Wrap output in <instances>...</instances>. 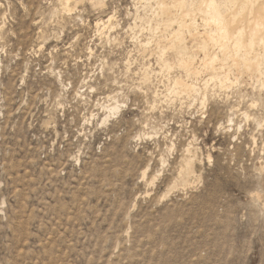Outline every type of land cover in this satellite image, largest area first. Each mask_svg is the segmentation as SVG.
Wrapping results in <instances>:
<instances>
[{
	"label": "rangeland",
	"instance_id": "rangeland-1",
	"mask_svg": "<svg viewBox=\"0 0 264 264\" xmlns=\"http://www.w3.org/2000/svg\"><path fill=\"white\" fill-rule=\"evenodd\" d=\"M99 1L0 0V264H264V72L221 88L183 27L187 79L170 47L185 15Z\"/></svg>",
	"mask_w": 264,
	"mask_h": 264
},
{
	"label": "bare ground",
	"instance_id": "bare-ground-1",
	"mask_svg": "<svg viewBox=\"0 0 264 264\" xmlns=\"http://www.w3.org/2000/svg\"><path fill=\"white\" fill-rule=\"evenodd\" d=\"M154 1L155 0H153V3H154ZM156 1H157L158 7L156 9L157 12L154 11L156 13L153 14V15H155V17H158V18L160 17L159 19H161L162 22L164 20V23L168 22L167 23L168 26H170V25L174 26L173 24H169L172 22L177 23L178 25L180 23V26H179L180 28H178L179 31L177 33H173L171 31V34L173 33L174 37L172 36L173 39L170 41L171 46L170 45H168V46H170L171 48H178L180 46V42H182L181 37L186 36L187 34L190 36V41H192V43L193 42H197V43L200 42L201 43L200 45L203 46L202 47V49L204 50L203 54H205L204 59L202 60V64H203L202 67L203 68L201 67L202 68L201 70L211 72L210 74H211V81L212 82L214 81L215 83L219 84L222 88V86H225L226 82L230 79L229 78L230 75H233V77H235V78H239L240 75L246 74V76L248 78H251V79L257 78L260 75L263 76V72H264V70H263V68H264V0H156ZM156 1H155V3H156ZM73 3H74L73 0H63V2H62L63 12H67V13L71 12L72 6L74 5ZM101 4H102V0L99 1L98 3H94L95 6L101 5ZM77 5H75V6L77 7ZM194 7H197V10L203 14L202 16H204L203 17L204 20L206 21V23H208L205 26L206 29H203V33L199 32L200 30L198 31L197 30L198 28H196V30L193 29L194 23L190 22L187 25L186 20L193 19V17H194L193 16L191 18H188L191 16V13L195 12V11H193ZM233 7H235L234 9L237 10V12L232 11L233 13H231L232 15L230 17L228 15V13H230L229 8H233ZM236 7H238V8H236ZM148 8H150V7H148ZM191 8H192V10H191ZM180 9L185 10V11L183 13H180V15H174V11L175 10L180 11ZM195 13H197V12H195ZM181 15H185L187 17V19H185V17H183L182 21H181V19H180V22L178 21L179 23L175 22V20L178 19L179 16H181ZM236 15L237 16H243L244 18L245 17L250 18L248 16L254 15V17H253L254 23L252 24L253 21H251V24L249 25V21H247L248 27H245L244 25L243 26L241 25L242 26L241 27L240 23L238 21L239 18H237ZM177 16H178V18H177ZM165 19L167 20L166 22H165ZM112 21H113V15L109 16L107 18L106 23L111 24ZM101 22H103V21H99V24H97V26H100ZM104 22H105V20H104ZM157 22L159 23V21H157ZM162 22H160V23H162ZM194 22H196V20ZM238 23H239V25H238ZM103 24H105V23H103ZM164 25H166V24H164ZM196 26H194V28ZM183 27L187 28L188 33L186 35H183L184 33L182 34V32H181ZM168 28H167V30H168ZM170 30H168V31L170 32ZM184 30L185 29H183V31ZM163 34L165 35L166 33H163ZM166 37H167V35H166ZM164 39H166V38H164ZM168 39H171V38L169 37V38H167V40ZM159 40H161V39H159ZM183 41H185V40H183ZM161 42H163V41L161 40V41H158V43H157V45H159V48L161 47L160 45L165 46V45L161 44ZM149 44H150V42H149ZM185 44H186V42H185ZM209 44H212V46H214V48L217 47L219 50V53H221V56L223 57L222 61L224 62V64L222 63L223 67H224V69H222V70H224V72L220 73L217 69V64H218V61L221 59L220 58L221 56L219 57L216 54L217 52L216 53L214 52L215 54L213 53V55H210V53H208ZM200 45H198V46H200ZM185 47H188V46L185 45ZM217 48H215V49H217ZM199 49L201 50V48H199ZM211 50H213V49H211ZM211 50H209V51H211ZM187 51H185V48H180V47L178 48V50L176 49L175 52H176V54H178V59L176 57L178 63H176V64L180 68L185 70V72L187 74V79L196 78V80H198V76L200 75L201 71H199L198 67H195L196 66L194 64L195 62H193V60H195L196 58L192 59V57H186V56H190V55H187L188 54ZM162 60H163V57H162L161 61ZM163 63H164V66L166 68H168V69L172 68V65L170 63L169 64L166 63L165 60H163ZM145 79L147 80V76L145 77ZM235 81H238V79ZM234 83H236V82H234ZM173 84H174L175 94L176 93L182 94V92H183L184 94L187 93L190 95V94H194L197 92V87L195 85V82L189 83L188 80H187V82H185L180 78V79L175 80V82ZM198 89H200V88H198ZM204 97H206V96H204ZM113 102H115V103L114 104L111 103L113 105H110L107 107V113L100 120L102 125H107L108 122L110 121V119L113 116H116L119 109L121 108V107L119 108L117 101H113ZM203 102H204V100H203ZM232 122H233V120L231 119L229 121V123L232 124ZM193 163L194 162L192 160H190L186 163V165L184 166V168L181 171V175L179 177V183H178V185L174 186V188H177L178 186L186 188L189 186V178L191 177V175L193 176V173H194V164ZM146 174L147 173L144 174V177ZM174 188L172 187L171 190H173Z\"/></svg>",
	"mask_w": 264,
	"mask_h": 264
}]
</instances>
